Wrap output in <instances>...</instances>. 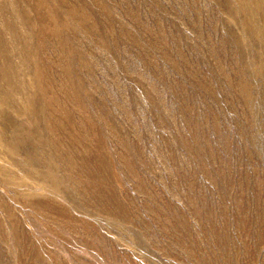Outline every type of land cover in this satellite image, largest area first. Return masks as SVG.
<instances>
[{"label": "rangeland", "instance_id": "374dc122", "mask_svg": "<svg viewBox=\"0 0 264 264\" xmlns=\"http://www.w3.org/2000/svg\"><path fill=\"white\" fill-rule=\"evenodd\" d=\"M65 1L92 28L71 29L89 96L46 39L50 138L79 168L42 177L0 140V264H264V72L247 95L261 51L230 3Z\"/></svg>", "mask_w": 264, "mask_h": 264}, {"label": "bare ground", "instance_id": "6f19581e", "mask_svg": "<svg viewBox=\"0 0 264 264\" xmlns=\"http://www.w3.org/2000/svg\"><path fill=\"white\" fill-rule=\"evenodd\" d=\"M226 1L230 3L227 4L228 8H231L228 14L240 21L251 44L256 45L261 51L257 55L252 52L251 58L256 59L255 62L252 61L254 63L250 71L245 66L240 68L242 74L245 71L247 79L245 78L244 91H247L248 95L256 81L251 75L257 74V78H260L264 72V0ZM36 3L39 7L33 4V0H0V140L12 152V155L24 154L25 158L22 161H16L17 166L27 165L33 169L36 167L45 169L46 172L41 176L50 179L53 176L52 161L59 158L60 153L61 161L65 158L64 164L61 167L57 165L56 169L67 173L73 168L70 169L71 154H67L65 147L56 145L50 138L55 129L52 123L58 121L56 114L62 109L57 105L58 98L55 94L49 95L53 87L50 86L51 70H48L44 56L46 39L51 37L58 40L61 50L66 53V64L62 71L65 74L64 79L66 82H72L68 84L69 89L73 88L71 94L76 96L77 100L83 99L82 97L86 98L89 95L87 96L80 81L78 86L77 82L73 81L75 77L81 76L73 67V62L81 53L71 45L73 43L71 29L76 26L82 27L92 34V28L88 25L86 14H82L74 6L67 7L65 0H37ZM42 9L48 10L47 15L50 18ZM53 62L51 61V64ZM44 85L48 88V94L44 90ZM68 91L70 93V90ZM54 126L58 127V125ZM72 165L75 169L79 168L76 163ZM97 174L98 169H94L93 179L97 180Z\"/></svg>", "mask_w": 264, "mask_h": 264}]
</instances>
